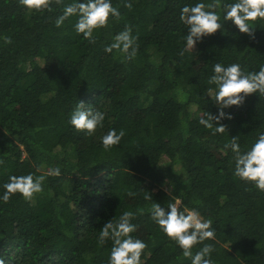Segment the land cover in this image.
<instances>
[{"label":"trees","instance_id":"16d2710c","mask_svg":"<svg viewBox=\"0 0 264 264\" xmlns=\"http://www.w3.org/2000/svg\"><path fill=\"white\" fill-rule=\"evenodd\" d=\"M72 2L29 13L17 0H0V197L10 176L61 172L46 176L31 201L19 194L0 199V259L108 264L113 242L101 245L100 229L131 211L137 226L131 235L147 245L141 264H191L148 211L154 202L167 209L180 200L181 210L213 221L215 239L204 244L213 246L214 264H264V191L234 176L233 153L224 149L238 137L244 153L264 134V96L224 109L233 118L220 121L223 134L199 124L204 112L218 114L207 93L215 88L207 83L214 64L237 63L245 73L264 67V20L252 24L250 39L223 21L224 6L236 0H221V30L191 52L181 9L211 0H111L121 18L110 16L91 44L76 34L77 17L55 26ZM128 2L131 11L123 6ZM125 25L138 37L131 61L104 51ZM4 36L12 42L5 44ZM81 101L105 114L92 136L69 123ZM110 129L126 135L104 151L99 138ZM146 192L152 200L144 199Z\"/></svg>","mask_w":264,"mask_h":264},{"label":"clouds","instance_id":"9594fccd","mask_svg":"<svg viewBox=\"0 0 264 264\" xmlns=\"http://www.w3.org/2000/svg\"><path fill=\"white\" fill-rule=\"evenodd\" d=\"M53 2L59 5L62 0H17L18 6L29 13L46 9L51 11L50 5ZM123 6L129 11L132 10L130 2ZM220 8L221 0H211L207 4L197 3L195 6H184L181 9L180 21L187 27L185 50L192 52L201 38L221 30V15L216 11ZM223 10L224 22L230 21L239 33L247 35L250 39L255 38L252 24L257 20H264V0H236L235 3L225 5ZM73 16L77 17L74 25L76 34H82L85 40L95 44L94 32L107 27L110 16L119 20L121 13L117 7L112 6L111 0H84L82 3L73 0L63 8V14L56 18L55 26L61 27L65 20ZM137 39V36L132 35V28L125 25L124 30L113 37L112 43L106 46L104 51L109 54L115 51L123 57V61H131L138 51ZM3 41L5 44L12 42L8 36H4ZM179 54L183 56L184 52L181 51ZM207 83L215 86L208 88L207 93L209 97L214 98L219 110L217 115L204 112L199 124L213 130V135L223 134L227 131V126L220 121L233 118L226 114L224 109L242 106L245 98L252 94L264 96V67L258 72L245 73L237 63L227 67L216 63L213 66V75ZM104 119V112L91 107L85 109L81 101L71 113L69 123L76 131L92 136L98 128H103ZM125 135L124 129H120L119 132L110 129L99 138L103 150L110 151L114 146H118ZM224 149L233 153L234 176L264 191V134L259 135L251 149L244 153L241 152L238 137L231 138L224 144ZM0 164H3V160H0ZM60 174V168L56 167L49 169L45 175L10 176L9 182L3 185L4 193L0 199L7 203L13 195L19 194L24 200L31 201L36 194L43 192L46 176L59 177ZM126 195L133 197L136 193L127 191ZM144 199L152 200V196L146 192ZM181 203L180 200H176L169 203L167 209L158 203H152L148 209L151 219L166 238L175 242L182 250L184 258H191V264H214L210 258L214 248L211 244H204L206 240L215 239L213 221L210 218L204 219L195 209L181 210ZM139 211L143 214L144 209ZM134 215L131 211H125L118 220L111 219L100 229L98 242L101 245L109 239L113 242L108 264H141V255L147 245L131 235L137 228L131 223ZM198 244H203V247L193 254L192 250ZM0 264H4L3 259H0Z\"/></svg>","mask_w":264,"mask_h":264}]
</instances>
